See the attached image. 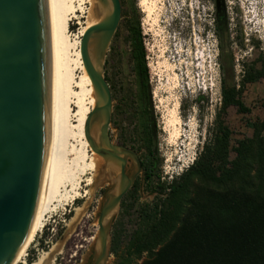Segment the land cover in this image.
<instances>
[{
    "label": "rangeland",
    "instance_id": "obj_1",
    "mask_svg": "<svg viewBox=\"0 0 264 264\" xmlns=\"http://www.w3.org/2000/svg\"><path fill=\"white\" fill-rule=\"evenodd\" d=\"M120 1L122 18L103 63L113 96L109 136L115 143L125 141L143 157L145 150H151L155 174L148 188L141 189L131 200V207L118 212L107 264H142L148 254L140 258L134 255L133 239L146 225L151 210L161 205L164 196L160 187L186 172L215 132L223 103V84L238 86L244 71L251 67L261 71L264 0H150L154 6L151 17L140 6L142 0ZM83 16L80 14L70 24L73 40L86 21ZM137 22L143 34L152 86L149 118L142 114L131 58V27ZM241 100L249 113L240 114L232 107L223 115L232 132L231 160L236 157L234 148L253 139L255 125L264 120V78L248 84ZM171 116L181 122L183 137L177 146L171 143V133L166 130ZM154 125L156 134L149 146L147 133ZM69 143L80 148L76 140ZM91 153L87 152L86 164ZM74 158L69 153L67 164L70 169L74 165L82 196L50 216L29 248L26 264L38 262L52 250L50 264H94L102 203L101 174L89 168L82 170L84 164L73 162ZM90 179L92 184L88 183Z\"/></svg>",
    "mask_w": 264,
    "mask_h": 264
},
{
    "label": "water",
    "instance_id": "obj_2",
    "mask_svg": "<svg viewBox=\"0 0 264 264\" xmlns=\"http://www.w3.org/2000/svg\"><path fill=\"white\" fill-rule=\"evenodd\" d=\"M113 11L82 38L81 53L93 82L102 94L104 137L112 148L109 128L113 96L106 79L91 64L88 50L96 35L103 37L104 57L121 18L120 0H110ZM104 63V62H103ZM102 63V67L104 64ZM55 127V0H0V264H9L36 224L47 194L53 164ZM102 157L103 149L89 139ZM138 171L104 203L98 219L99 246L94 264H107L111 219Z\"/></svg>",
    "mask_w": 264,
    "mask_h": 264
},
{
    "label": "trees",
    "instance_id": "obj_3",
    "mask_svg": "<svg viewBox=\"0 0 264 264\" xmlns=\"http://www.w3.org/2000/svg\"><path fill=\"white\" fill-rule=\"evenodd\" d=\"M130 42L142 114L149 118L152 86L139 22ZM261 77L264 64L260 72L245 70L238 86L223 84L215 132L193 165L160 187L161 205L133 239L134 255L148 254L142 264H264V120L253 139L234 148L231 160L232 132L223 119L232 107L250 112L241 96ZM154 134L155 125L147 133L149 146Z\"/></svg>",
    "mask_w": 264,
    "mask_h": 264
},
{
    "label": "bare ground",
    "instance_id": "obj_4",
    "mask_svg": "<svg viewBox=\"0 0 264 264\" xmlns=\"http://www.w3.org/2000/svg\"><path fill=\"white\" fill-rule=\"evenodd\" d=\"M85 5L89 8L86 9ZM140 6L149 17L154 13V6L150 0H142ZM112 11L113 5L110 0H55V127L51 178L36 224L9 264H26L29 248L46 227L50 216L59 208H65L81 198L79 184L75 180L78 175H74V168L72 169L74 165L70 169L69 163L67 164L69 153L74 154L73 162L81 161L84 164L83 167L80 166L82 170L89 168L95 174L101 173L102 168L110 172H119L120 157L127 159L128 154L121 148L110 143L113 148L110 149L107 145L103 130L106 113L105 111L95 112V109L103 104V97L91 79L81 53L85 32L99 25ZM80 14L85 15L82 18L86 21L79 35L73 40L70 24ZM102 42L101 35L94 36L89 45L88 56L95 70L105 78L102 67L104 62L101 55ZM180 124L176 116L167 120L166 130L171 133V143L174 146H177V141L183 137ZM72 139L80 143L79 149L76 145L69 143ZM89 139H93L97 148L103 149L104 157L92 149ZM68 147L71 149L69 150ZM88 151L92 153L90 162L86 164ZM88 183L92 184L93 179H90ZM119 184L117 181L116 191L120 188ZM69 185L70 191L67 189ZM77 212L80 215L79 209ZM98 239V236L96 241L93 239L96 246H99ZM52 252L54 250L44 254L38 262L33 264H50Z\"/></svg>",
    "mask_w": 264,
    "mask_h": 264
},
{
    "label": "flooded vegetation",
    "instance_id": "obj_5",
    "mask_svg": "<svg viewBox=\"0 0 264 264\" xmlns=\"http://www.w3.org/2000/svg\"><path fill=\"white\" fill-rule=\"evenodd\" d=\"M112 124V123H111ZM111 127V126H110ZM111 138V136H110ZM111 143L115 144L117 147L121 149H127L135 154H137L138 159L141 163L142 166V171L137 175V177L133 180L128 192L125 194V196L122 198L120 205L118 206L117 210L112 216L111 219V237L113 236V228L115 226V223L117 221V214L120 210H128L131 207V200L135 199V195L141 193V189H147L148 185L151 183V180L154 177V171H155V165L153 163L152 157H151V164L148 165L147 163V156H149L150 151L145 150V156H142V153L139 152L137 149L133 148L132 146H129L125 141L121 140L120 142H113L111 140ZM110 152V151H109ZM130 158V159H129ZM120 169L119 172H110L106 171V168H102L101 174V179L99 181L101 188V194H102V203H101V209L104 205V203L107 201L108 197L116 192V186H117V181H119V185L121 187L123 183V174L126 177V180H124L125 185H128V181L133 178V175L137 173L138 171V164L131 157L130 155L127 156V159L124 157H120ZM129 163V164H128ZM128 164V165H127ZM105 171V172H103ZM110 174V175H109ZM104 177V179H103ZM100 209V212H101ZM100 216V213H99ZM98 216V219H99ZM112 245V239L110 242V247Z\"/></svg>",
    "mask_w": 264,
    "mask_h": 264
}]
</instances>
